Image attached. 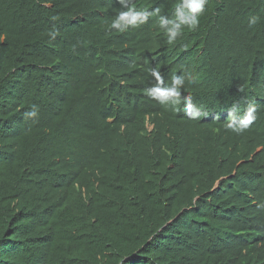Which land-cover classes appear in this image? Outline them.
I'll use <instances>...</instances> for the list:
<instances>
[{
    "label": "trees",
    "instance_id": "trees-1",
    "mask_svg": "<svg viewBox=\"0 0 264 264\" xmlns=\"http://www.w3.org/2000/svg\"><path fill=\"white\" fill-rule=\"evenodd\" d=\"M180 3L121 32L118 0H0V264H264V104L240 135L219 111L264 82V0L170 44ZM174 76L198 118L148 96Z\"/></svg>",
    "mask_w": 264,
    "mask_h": 264
},
{
    "label": "clouds",
    "instance_id": "clouds-1",
    "mask_svg": "<svg viewBox=\"0 0 264 264\" xmlns=\"http://www.w3.org/2000/svg\"><path fill=\"white\" fill-rule=\"evenodd\" d=\"M118 3L127 8V11H120L115 19L111 22V28L117 29L121 32L126 31L129 27H137L147 22L150 13L147 10H136L129 7V0H118ZM205 0H182L175 10V19L169 20L166 17H160V27L164 29L168 36V43H172L177 36L181 34L182 26H187L190 29H195L199 23L198 13L203 11ZM257 18L253 17L249 23L255 24ZM57 32H51L50 35L55 38ZM264 70V68H263ZM152 75L156 77L158 83H162V77L159 72L152 70ZM259 75L264 76V71ZM183 86V78L174 76L171 86L167 88L153 87L148 90L147 94L154 100L161 104L171 103L173 106H178L183 102L184 111L192 118H198L200 115L199 109L192 103L191 96L183 97L181 100L180 89ZM264 104V82L254 77L251 81V97H233V99L226 103V106L219 111L225 110V115L229 113V121L226 128L233 133L240 135L244 133L257 119V111ZM178 110V109H177ZM243 114L242 117L237 118L235 115ZM28 118H34L38 115V107L32 106V110L26 114Z\"/></svg>",
    "mask_w": 264,
    "mask_h": 264
},
{
    "label": "bare ground",
    "instance_id": "bare-ground-1",
    "mask_svg": "<svg viewBox=\"0 0 264 264\" xmlns=\"http://www.w3.org/2000/svg\"><path fill=\"white\" fill-rule=\"evenodd\" d=\"M263 108H264V107H263ZM258 131H259V130H257V133H259ZM251 140H252V139H251Z\"/></svg>",
    "mask_w": 264,
    "mask_h": 264
}]
</instances>
